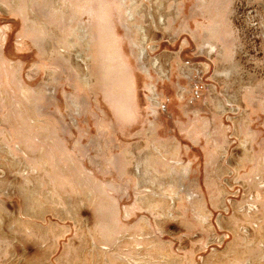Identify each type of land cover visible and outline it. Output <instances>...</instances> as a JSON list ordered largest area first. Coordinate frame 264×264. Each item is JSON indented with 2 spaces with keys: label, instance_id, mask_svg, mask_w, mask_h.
Returning <instances> with one entry per match:
<instances>
[{
  "label": "rangeland",
  "instance_id": "obj_1",
  "mask_svg": "<svg viewBox=\"0 0 264 264\" xmlns=\"http://www.w3.org/2000/svg\"><path fill=\"white\" fill-rule=\"evenodd\" d=\"M0 264H264V0H0Z\"/></svg>",
  "mask_w": 264,
  "mask_h": 264
},
{
  "label": "bare ground",
  "instance_id": "obj_2",
  "mask_svg": "<svg viewBox=\"0 0 264 264\" xmlns=\"http://www.w3.org/2000/svg\"><path fill=\"white\" fill-rule=\"evenodd\" d=\"M248 209H249V210H253V209H255V208H252V206H248Z\"/></svg>",
  "mask_w": 264,
  "mask_h": 264
}]
</instances>
